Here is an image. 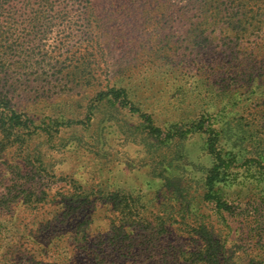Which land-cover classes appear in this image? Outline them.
Returning a JSON list of instances; mask_svg holds the SVG:
<instances>
[{
    "label": "rangeland",
    "instance_id": "obj_1",
    "mask_svg": "<svg viewBox=\"0 0 264 264\" xmlns=\"http://www.w3.org/2000/svg\"><path fill=\"white\" fill-rule=\"evenodd\" d=\"M92 3L83 10L91 14L90 26H72L85 32L68 38L62 56L54 51L44 54L45 49L28 44L13 58V62L23 61L21 67L16 68L13 63L10 69L0 70L1 106L7 101L16 113H35L38 116L35 125L42 128L54 122L52 113H66L76 121L59 126L68 143L53 157L54 175L38 184L18 168V156L1 153L0 159L7 162H0V202L6 198L17 202L26 187L35 191L49 185L52 191L61 190L58 187L64 185L66 175L80 183L121 187L140 196V201L148 199L145 207L151 212L155 211L152 205L166 202L161 180L149 174L148 155L141 145L123 142L112 120L97 123L96 118L85 124L82 111L90 103L97 84L106 83L119 73L129 82L128 93L135 106L150 113L158 123L184 115L191 117L203 110L211 114L212 120L228 121L227 136L231 139L238 135L247 137L254 130L264 139V0H93ZM67 56L79 59V63L61 74L49 78L29 71L43 67V63L55 66L57 58L62 61ZM84 59L87 62L81 64ZM19 126L18 136H27L29 131L23 125H15V130ZM93 128L104 139L103 152L97 155L72 139L74 133L83 132L85 141H89L88 135L95 132ZM39 140L33 135L32 145L42 148ZM203 146L198 135L182 142L186 161L194 164L191 174L195 178L212 163ZM226 151L232 153L229 148ZM234 165L219 183L229 209L219 215L210 205L200 207V201L195 199L191 211L210 215L204 220L221 229V244L225 256L234 261L231 264H264V174L256 175V182L255 176H248ZM186 167L189 169L190 165ZM60 197L31 214L20 203L0 210V264L91 262L92 253L98 252L97 239L74 241L67 222L55 226V220L50 221L48 224L53 226L48 229L39 225L62 211L56 205ZM106 213L104 210L96 213L100 217L97 229H106ZM140 214L138 224L149 228L150 213ZM26 221L31 229H23ZM142 228H135L132 241L116 238L115 242L121 243L124 250L111 245L107 251L99 252L101 258L108 264H154V261L162 264L147 257L146 249L156 242L153 236L151 240L145 237L148 234ZM176 232L171 229L170 235ZM183 236H177L179 243L176 238L171 240L170 245L194 249L199 239L195 237V243L192 238L182 239Z\"/></svg>",
    "mask_w": 264,
    "mask_h": 264
},
{
    "label": "trees",
    "instance_id": "obj_2",
    "mask_svg": "<svg viewBox=\"0 0 264 264\" xmlns=\"http://www.w3.org/2000/svg\"><path fill=\"white\" fill-rule=\"evenodd\" d=\"M92 2L93 0H0V70L10 69L13 63H16L18 68L22 60L13 62V58L18 57V54L23 52V46L28 44H36L39 50L45 49L44 54L54 51L62 56L68 38L85 32L84 29L80 31L73 29L72 26H90L91 14L83 10L90 8ZM83 20L85 24L82 23ZM77 60L79 59L72 60L68 56L63 57L62 61L57 58L54 62L60 66L58 70L53 69L57 68L56 65L43 63V67L29 71L50 78L79 63ZM80 62L84 64L87 59ZM61 63L63 65H59ZM68 72L75 74L72 71L66 73ZM123 75L119 73L106 83L97 84L96 92L90 97V103L82 111L87 121L85 124L88 125L91 119L96 118L97 123L112 120L111 124L123 142L141 145L148 155L149 174L161 180L165 193L163 198L166 202L152 205L155 211L151 212L145 207L148 199L140 201V196L133 195L121 187L111 188L100 182L80 183L72 176L66 175L64 185L58 187L61 190L52 191L49 185H43L35 191L26 187L23 188V197L17 202L9 197L2 200L0 210L11 209L13 205L20 203L23 207L26 206L31 214L50 206L56 197L61 196L56 205L60 206L62 211L56 212L55 216L46 219L44 223L40 222L39 225L41 228L43 226V229H48L49 226H53L48 224L50 221L55 220V226L67 222V227L73 231L71 236L74 241L97 239L95 244L98 252H93L91 262L86 264H106L108 261L101 258L99 252L107 251L111 245L124 250L121 243L117 244L115 239L123 237V240H133L135 228H142L138 224L142 211H148L151 217L147 221L150 229L142 228L148 234L145 237L151 240L153 236L156 242L155 246L146 249L148 258L158 259L162 264L234 263L229 255L227 257L224 254L219 236L221 229H216L215 223L204 220L210 215L191 211V203L198 199L200 207L210 205L219 215L226 212L229 207L220 193L219 183L224 181L232 164L239 170L246 171L248 176L249 174L255 176L253 179L258 182L256 175L264 174L263 137L259 131L254 130L253 134L247 137L238 135L231 139L227 136L230 130L226 127L228 121L222 123L212 120L211 114L203 110H199L191 117L184 115L158 123L150 113L135 106L128 93L129 82L125 81ZM1 104L2 101H0V157L5 152H12V155L18 156L20 160L16 165L23 172L30 174L31 179L35 178V184L54 175L53 157L58 156L61 147L68 143L61 135L62 129L59 126L76 122L74 117H69L63 112L52 113L55 117L54 122H49L42 128L35 125V120H38L35 113H16L8 107L7 101L3 106ZM123 109L126 110L125 113L122 112ZM130 119L136 121L131 123ZM15 125L27 128L28 135L23 138L18 136L21 127L15 130ZM93 129L95 132L88 135L89 141H85L83 132L74 133L76 136L74 135L72 139L84 150L97 155L103 152L104 139L100 133H96V128ZM248 132L250 133V130ZM33 135L40 138L38 143L42 148L32 145ZM194 135L202 138L203 148L212 160L210 167L203 169L197 178L191 174L194 164L186 161L185 152L181 148L183 140ZM227 148L232 152L230 155L226 151ZM0 162L5 164L7 160L2 159ZM186 165H190V168L187 169ZM100 210L107 212L104 215L108 221L106 229H97L96 222L100 217L96 213ZM27 228L26 221L23 229ZM171 229L177 231L174 235L176 237L170 235ZM182 234L184 235L182 239L192 238L193 242L196 241L195 237L199 239L197 243L195 242L194 249H182L180 244L170 245L171 240L175 238L179 243L177 236ZM154 264L158 262L154 261Z\"/></svg>",
    "mask_w": 264,
    "mask_h": 264
}]
</instances>
